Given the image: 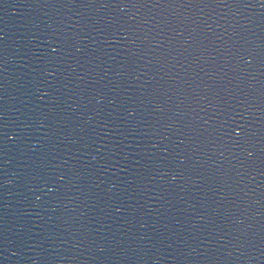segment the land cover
<instances>
[{"label": "water", "instance_id": "water-1", "mask_svg": "<svg viewBox=\"0 0 264 264\" xmlns=\"http://www.w3.org/2000/svg\"><path fill=\"white\" fill-rule=\"evenodd\" d=\"M0 264H264V0H0Z\"/></svg>", "mask_w": 264, "mask_h": 264}]
</instances>
